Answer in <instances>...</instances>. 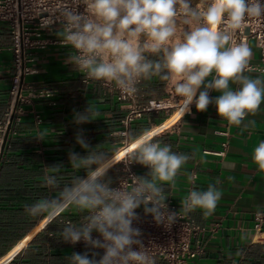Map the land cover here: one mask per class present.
I'll return each mask as SVG.
<instances>
[{
	"label": "clouds",
	"instance_id": "1",
	"mask_svg": "<svg viewBox=\"0 0 264 264\" xmlns=\"http://www.w3.org/2000/svg\"><path fill=\"white\" fill-rule=\"evenodd\" d=\"M83 11L61 12V44L72 51L67 59L87 79L114 85L122 93L134 95L142 80L158 77L167 81L180 98L183 111L198 112L215 107L219 117L230 125L247 129L255 125V116L264 103V75L250 67L252 51L246 43H233L236 30L246 18L264 16L261 0H80ZM187 26L178 38V23ZM223 25V27H221ZM154 57V58H153ZM264 71V70H259ZM236 87L233 88L232 86ZM216 92L212 97L210 92ZM91 106L74 112L76 124L91 122ZM76 143L86 156L69 150L73 169L85 170L86 177L75 176L53 199H41L25 209L32 216L46 215L51 223L71 206L87 212L79 225L65 222L60 234L66 243L84 241L93 252L72 253L70 264H155L145 250L141 231L133 228L136 209L143 206L156 224L169 228L177 212L167 210L165 185L175 186V178L192 157L172 150L170 144L134 138L132 163L149 169L145 176H132L131 186L111 187L107 176L113 167L111 158L95 151L77 132ZM253 161L264 172V141L253 153ZM62 164L48 166L43 177L47 186L60 185ZM52 173V174H49ZM219 180L216 181V184ZM216 184L207 190L193 188L181 203L185 214L196 209L210 215L221 199ZM96 232L100 238L93 239ZM99 256V259L96 257Z\"/></svg>",
	"mask_w": 264,
	"mask_h": 264
},
{
	"label": "crops",
	"instance_id": "2",
	"mask_svg": "<svg viewBox=\"0 0 264 264\" xmlns=\"http://www.w3.org/2000/svg\"><path fill=\"white\" fill-rule=\"evenodd\" d=\"M198 2L192 0L193 6ZM177 23L180 38L179 33L187 26ZM60 31L57 30L54 37L61 41ZM11 48L9 27L0 23V121L11 102L15 74ZM250 49V65L259 66L261 58L255 42H251ZM71 51L58 43L32 53L29 65L37 72L27 76L25 81L34 91L49 88L55 95L36 98L27 105L28 112L12 126L4 149L5 138L0 147L2 264H70L72 253L87 252L89 258L92 255L89 247L77 248L64 242L60 234L65 222L79 225L87 212L71 206L42 232L34 234L33 229L42 215L32 216L25 209L26 205L41 199L57 197L75 176L86 177L85 170L73 169L69 162V150L80 156L88 154L76 143L77 132H82L90 148L110 158L125 141L121 131L126 104L118 99L114 85L95 80L84 82L83 73L68 63ZM247 74L264 75L258 71ZM141 86L145 99L167 98L174 91L169 82L158 77L142 80ZM209 95L214 97L217 93L213 91ZM87 105L95 113L90 117L92 121L76 124L74 112H83ZM166 118L165 113L146 114L133 126L129 138H138ZM247 120L256 123L244 129L219 117L212 105L205 112H198L192 105L191 112L184 114L177 125L153 140L170 144L173 151L192 157L176 176L175 186L165 185L167 200L181 204L193 188L205 191L209 184L219 180L216 187L221 191V199L215 210L210 215H204L201 209L192 212L200 226L208 230L217 224L219 227L216 232L207 231L199 238L204 251L191 264H264V236L257 239L254 229L255 214L264 211V172L258 170L252 158L255 148L264 141V103L257 114L248 116ZM57 164H62L57 174L60 185L52 188L45 184L43 177L46 167ZM134 169L138 176H145L149 171L137 163ZM107 176L113 185L119 173L111 168ZM140 209L144 212L143 206Z\"/></svg>",
	"mask_w": 264,
	"mask_h": 264
},
{
	"label": "built area",
	"instance_id": "3",
	"mask_svg": "<svg viewBox=\"0 0 264 264\" xmlns=\"http://www.w3.org/2000/svg\"><path fill=\"white\" fill-rule=\"evenodd\" d=\"M261 3H264V0H261ZM84 7L85 5L80 0H0V23L7 24L11 32V49L15 69L10 90V106L0 121V147L8 129L11 130L12 126L18 124L23 115L28 112L27 105L36 98H53L55 95V92L49 88L34 91L32 86L25 81L27 76L37 72L29 65L32 61V53L47 50L51 45L61 43L60 40L55 39L54 33L62 30L61 12L64 9L83 11ZM232 40L235 44L246 43L249 47L252 41L255 42L260 52L261 64L259 66L250 65V67L264 74V71H259L264 70V16L246 18L244 27L235 31ZM83 77L84 82L90 81L84 73ZM115 90L118 99L126 104L127 113L122 120L123 129L121 131L125 141L111 157L112 168L119 173L111 187H119L120 184L131 186L132 176H138L134 169L136 163H132L130 159L135 144V139L129 138L133 126L146 114H167L163 123L138 137L144 138L146 134V138L153 141L157 135L177 125L185 112L182 109L180 98H177L174 91L167 98L145 99L141 82L134 95L122 93L117 88ZM219 154L224 153L219 152ZM166 204L169 212H177V220L169 228L163 224H156L152 215L145 214L140 208L136 209L138 219L133 221L132 227L141 231L140 239L155 264H191L204 251L199 238L207 231L216 232L219 225L208 230L195 221L192 212L185 214L181 209V204H176L171 200H166ZM49 223L46 215H42L33 233L42 232ZM254 229L256 238L261 240L264 236V211L255 214ZM92 236L93 239L100 238L96 232H93ZM73 245L77 248L87 246L84 241ZM89 248L92 253L98 252L103 255L102 249Z\"/></svg>",
	"mask_w": 264,
	"mask_h": 264
},
{
	"label": "water",
	"instance_id": "4",
	"mask_svg": "<svg viewBox=\"0 0 264 264\" xmlns=\"http://www.w3.org/2000/svg\"><path fill=\"white\" fill-rule=\"evenodd\" d=\"M9 133H10V128L8 129L7 133H6V136H5V139H4V144H3V149L6 145V142H7V139H8V136H9Z\"/></svg>",
	"mask_w": 264,
	"mask_h": 264
},
{
	"label": "snow or ice",
	"instance_id": "5",
	"mask_svg": "<svg viewBox=\"0 0 264 264\" xmlns=\"http://www.w3.org/2000/svg\"><path fill=\"white\" fill-rule=\"evenodd\" d=\"M133 147H135V146H133Z\"/></svg>",
	"mask_w": 264,
	"mask_h": 264
}]
</instances>
